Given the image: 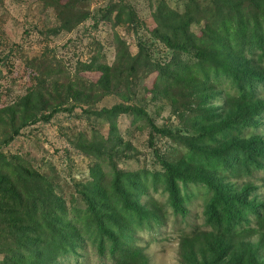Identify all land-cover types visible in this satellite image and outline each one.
<instances>
[{"label": "trees", "instance_id": "16d2710c", "mask_svg": "<svg viewBox=\"0 0 264 264\" xmlns=\"http://www.w3.org/2000/svg\"><path fill=\"white\" fill-rule=\"evenodd\" d=\"M58 1H52V10L60 22L59 29L70 31L87 19V13L78 7L80 1ZM152 16L155 28L150 34L172 51L166 64L154 66L140 43L136 54L130 55L115 37L116 57L111 65L100 61L99 48L86 63L77 65L81 71L98 72L96 81L75 74L73 79H63L57 92L58 70L38 63L34 85L0 109V127L8 130L0 146L7 145L19 128L38 121L46 123L54 114L67 112L60 107L69 101H86L111 87L117 96L125 95L123 102L90 111L108 125V140L120 142L115 121L123 114L132 122L148 123L149 143L157 134L181 148V154L175 160L153 151L159 170L121 172L113 168L100 145L90 144L97 159L107 160L110 173L105 175L97 164L91 167V180L78 190L79 203L74 200L67 206L36 170L23 160L0 153V264H63L80 257L87 245L101 264H147L142 250L133 245L134 236L163 226L166 208L184 219L190 186L205 191L202 218L209 232L205 231L206 237L183 233L180 241L201 237V248H205L211 235L219 242L228 240L227 247L219 249L222 254L215 258L217 261L230 249L231 238L254 233L250 224L264 229V204L251 197L256 187L249 181L260 172L264 183V141L255 132L264 114V101L257 94L258 87H264V0H188L181 15L161 5ZM90 17L94 25L136 22L132 10L117 2L108 3ZM190 22L203 24L197 33H191ZM181 53L191 60L182 62ZM39 59L32 60L33 64ZM153 71H157L154 87H161L159 95L166 97L172 89L187 93L188 98L175 105V110H182L178 117L185 128L204 126V130L186 135L178 129H156L143 110L127 104L133 82ZM223 93L225 105L232 108L226 116L216 114L210 106ZM78 148L85 152V147ZM149 191L164 194V203L152 199ZM143 197L146 199L141 202ZM261 239L264 242V233ZM241 263L238 257L233 264Z\"/></svg>", "mask_w": 264, "mask_h": 264}, {"label": "rangeland", "instance_id": "374dc122", "mask_svg": "<svg viewBox=\"0 0 264 264\" xmlns=\"http://www.w3.org/2000/svg\"><path fill=\"white\" fill-rule=\"evenodd\" d=\"M52 1L54 0L0 1V109L14 103L34 85L36 73L39 72L38 63H48L58 70L55 75L58 78L55 84L57 92L63 84V79H73L75 74L87 81H96L98 72L81 71L77 69V65L86 63L97 48L102 56L100 61L111 65L116 57L115 37L119 42H123V47L130 55L136 54L137 45L140 43L154 66L166 64L172 57V51L150 34L155 28L152 14L157 6L165 5L167 10L181 15L188 0H78L81 2L78 7L87 13L88 17L67 32L59 29L60 22L52 10ZM65 1L58 2L63 4ZM110 2L121 3L131 9L135 24L121 23L112 26L109 22H98L94 25L90 16L93 13L98 15V11ZM202 24L203 22H190L188 32L197 33ZM34 59L40 61L33 64ZM179 59L182 62L191 60L183 53L179 54ZM156 74L157 71L150 72L133 82L127 104L143 110L149 123L156 129H178L181 134L186 135H195L204 130V126L185 128L178 117L182 110H175V105L188 98L187 93L181 94L175 89H169L171 91L166 97L159 95L161 87L156 90L154 87ZM153 87L154 91L151 92ZM227 90L233 94L229 89L225 91ZM206 94L208 93H202ZM257 94L258 98L264 101L263 86L258 87ZM223 97L224 93L216 96L210 106L215 109L216 114L226 116L232 108L225 105ZM123 98L121 94H114L110 87L108 92L93 94L86 101L82 100L76 104L69 101L67 105L60 107L67 109V112L54 114L46 123L38 121L19 128L17 135L7 145L0 146V153L23 160L36 170L49 182L53 193L63 199L67 206L74 200L79 203L78 190L91 180V167L97 164L105 175L110 173L107 160L97 159L90 150L92 146L100 145L101 150L114 163L113 168L121 172L159 170L153 151L176 160L182 152L181 148L157 134L153 136L152 143H149V128L145 120L133 119L132 122L131 117L119 114L115 125L120 142L116 144V141L112 142L106 138L108 125L102 124L90 111L109 108L113 104L123 102ZM260 121L261 124L255 132L264 141V114ZM0 128L1 139L8 130L4 129V126ZM90 144L93 145L89 146ZM78 147H85V152ZM261 177L262 173H254L249 181L256 187L251 197L264 204V183ZM239 183L240 181H235L237 186L241 185ZM187 192L191 195L186 206L188 213L184 219L173 216L166 208L167 218L163 226L153 231L136 233L134 236L133 245L142 250L147 264H233L238 257L242 259L241 264H264V242L261 239L264 229H259L254 224L249 225V229L254 233L231 238L230 249L225 250L224 257L217 261L215 258L222 254L219 249L226 248L228 240L222 239L223 242H219L211 235V240L207 239L205 248H201V237L180 241V235L183 233H200L206 237L205 231L209 232L203 226L202 218L204 189L190 186ZM149 195L158 203H164V194L149 191ZM145 199L146 197H143L141 202ZM191 244L194 247L192 257ZM198 250L200 251L197 252ZM1 259L0 254V261ZM63 264H101V260L87 245L80 251V257L70 258ZM105 264L109 262L106 261Z\"/></svg>", "mask_w": 264, "mask_h": 264}]
</instances>
